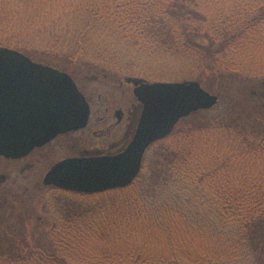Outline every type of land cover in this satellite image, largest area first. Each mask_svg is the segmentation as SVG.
I'll return each mask as SVG.
<instances>
[{
    "label": "trees",
    "instance_id": "obj_1",
    "mask_svg": "<svg viewBox=\"0 0 264 264\" xmlns=\"http://www.w3.org/2000/svg\"><path fill=\"white\" fill-rule=\"evenodd\" d=\"M0 46L154 82L174 81L158 65L176 58L209 89V72L264 77L247 70L264 0H0ZM215 117L153 144L129 187L50 191V229L0 264H264V126Z\"/></svg>",
    "mask_w": 264,
    "mask_h": 264
},
{
    "label": "water",
    "instance_id": "obj_2",
    "mask_svg": "<svg viewBox=\"0 0 264 264\" xmlns=\"http://www.w3.org/2000/svg\"><path fill=\"white\" fill-rule=\"evenodd\" d=\"M143 105L136 135L115 157L74 158L57 164L48 186L83 194L129 187L139 177L148 149L174 133L185 118L210 111L219 96L197 80L149 82L128 77ZM264 96V81L262 83ZM89 104L70 74L0 46V155L16 157L58 134L87 125Z\"/></svg>",
    "mask_w": 264,
    "mask_h": 264
},
{
    "label": "flooded vegetation",
    "instance_id": "obj_3",
    "mask_svg": "<svg viewBox=\"0 0 264 264\" xmlns=\"http://www.w3.org/2000/svg\"><path fill=\"white\" fill-rule=\"evenodd\" d=\"M102 78L107 82L106 75L88 80L99 82ZM127 78H118L110 84L109 92L97 96L73 78L89 104L87 125L58 134L26 154L0 155V201L7 205L6 195L16 194L12 204L22 209V199L34 196L36 191L39 194L44 190L47 194L52 190L73 192L46 185L45 177L53 167L68 159L115 157L125 152L136 135L143 112V105L135 96V85L127 82ZM8 237L9 234H2L0 240H9Z\"/></svg>",
    "mask_w": 264,
    "mask_h": 264
},
{
    "label": "rangeland",
    "instance_id": "obj_4",
    "mask_svg": "<svg viewBox=\"0 0 264 264\" xmlns=\"http://www.w3.org/2000/svg\"><path fill=\"white\" fill-rule=\"evenodd\" d=\"M197 43L205 46L208 42L206 39H202L198 40ZM262 48H264V46ZM256 52L255 57L257 60L252 61L254 64H251L247 70L251 68L260 73H264V50L260 51L257 49ZM43 64L57 68L51 64ZM248 64L249 63H247V65ZM158 66L165 70L166 73L172 74L174 81L170 82L193 80L179 76L183 73L190 72V66L188 63L179 61L176 58H167L164 62H160V65ZM57 69L70 74L76 79L81 87L86 86L88 90L95 93V96L100 92H109L111 83L116 82L118 78H124L120 75L116 76L117 74H109L108 76V74L98 73L96 69L91 70L86 67L81 68L80 65L69 66L66 62H64V68ZM103 75H107V82L106 79L103 78L99 82L88 80L89 77H103ZM221 76H223V78H221ZM245 78L219 74V72H209L204 80L210 84V87L208 89L203 85L202 86L210 93L219 96L218 105L212 110L207 111L208 113L206 115H197L195 118H193V116L186 118L179 123L176 130L186 129L195 124H203L205 123L206 118H213L219 115L224 117L228 122H234V120H237L245 127L255 125L262 128L264 126V99L259 97V95L263 91L262 83L264 77ZM148 81L154 82L151 80ZM249 98L250 100L248 101ZM252 114L254 115L252 116ZM30 192L33 191L31 190ZM38 194L39 191H36L34 196H25L22 199V209H17L12 204V200L18 196L16 194L6 195L5 199L8 200L7 205L0 201V235L6 233L12 236L11 241L6 242L0 240V250L6 251V249H8L13 251V254H17L18 250H21L22 252L34 248L41 241L43 235L50 229L54 219L44 210V204L48 194L45 190L42 194ZM72 204L75 205V203Z\"/></svg>",
    "mask_w": 264,
    "mask_h": 264
}]
</instances>
